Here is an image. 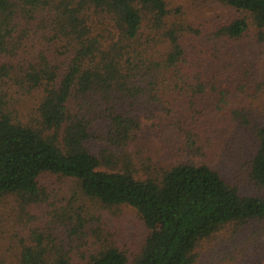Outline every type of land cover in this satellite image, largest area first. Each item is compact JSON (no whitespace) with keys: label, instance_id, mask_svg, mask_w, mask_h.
I'll return each instance as SVG.
<instances>
[{"label":"trees","instance_id":"trees-1","mask_svg":"<svg viewBox=\"0 0 264 264\" xmlns=\"http://www.w3.org/2000/svg\"><path fill=\"white\" fill-rule=\"evenodd\" d=\"M190 1L232 14L196 26L167 0H0L17 264H264V0ZM224 136L249 142L241 181L215 156ZM123 204L148 230L134 258L105 219Z\"/></svg>","mask_w":264,"mask_h":264},{"label":"rangeland","instance_id":"rangeland-1","mask_svg":"<svg viewBox=\"0 0 264 264\" xmlns=\"http://www.w3.org/2000/svg\"><path fill=\"white\" fill-rule=\"evenodd\" d=\"M167 6L172 13L177 12L179 20L183 24H209L214 25L218 21L227 19L232 14V10L216 2L190 1V0H167ZM177 10V11H176ZM212 25V26H213ZM197 26V25H196ZM252 47L246 45V50L250 53ZM146 131H149L150 121L143 120ZM226 125V124H223ZM223 127H221L222 129ZM102 145V144H101ZM215 148L216 158L218 162L229 164L233 168L232 179L241 181L244 175V167L246 159L250 155L249 142L241 139L239 136L233 138L224 136L217 143ZM104 146V145H103ZM162 198V195H156ZM11 197L0 198V263L1 264H17V254L19 249L16 245L18 240L14 237L17 224L11 215ZM3 209L5 210L3 216ZM106 223L112 233L115 234V240L128 251L129 255L134 258L140 252L144 238L148 230L142 220L139 218L136 210L131 205H116L106 210ZM4 261V262H3ZM47 264H52L49 261Z\"/></svg>","mask_w":264,"mask_h":264}]
</instances>
